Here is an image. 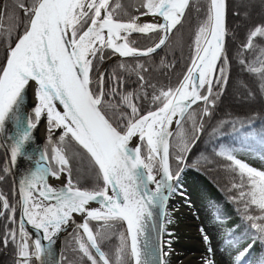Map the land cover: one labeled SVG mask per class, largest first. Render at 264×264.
<instances>
[{
  "label": "snow or ice",
  "instance_id": "snow-or-ice-1",
  "mask_svg": "<svg viewBox=\"0 0 264 264\" xmlns=\"http://www.w3.org/2000/svg\"><path fill=\"white\" fill-rule=\"evenodd\" d=\"M17 7L26 22L14 45L9 43L6 62L0 66V133L11 123V164L23 158L35 167L19 181L18 204H11L0 193V217L6 220L0 247L12 248L14 264H46V257L50 264L55 237L74 225L73 250L81 264H168L173 234L168 233L166 242L162 234L166 231L167 202L182 187L183 168L179 166L190 143L194 144L196 134L203 130L204 117L212 114L229 82L227 0H208L186 72L174 87L166 89L146 80L149 68L139 58L150 57L166 45L169 33L194 7L193 0H142L135 9L138 14H129L121 0H31L30 4L18 0ZM195 10L200 11L198 6ZM123 15L128 18L122 19ZM142 16L160 19L142 23ZM4 18L0 13V35L7 33L11 41L13 29H5ZM133 33L149 39L154 33L162 35L151 46L139 48L131 39ZM258 40L264 42V22L248 30L236 58L243 71L258 78L264 94V43ZM245 53H255L254 59H247ZM112 55L121 58L120 69L136 75L135 91H120L125 81L115 72L107 77L101 72L95 81L98 91H93L96 65ZM127 58L136 63L128 65ZM148 87L152 88L150 107L144 111L141 103L149 99ZM28 88H33L35 97L31 115L23 110ZM249 95L253 93L249 91ZM194 105L200 107L199 116ZM105 107L119 119H109ZM42 118L47 121L49 147L26 151ZM186 122L192 125L191 140ZM56 130L59 135L54 140ZM134 139L137 142L132 147ZM73 142L82 153L73 150ZM82 154L92 165L96 180L92 189L82 188L73 176L72 159ZM216 154L230 162L226 167L241 178L239 184L231 185L238 192L231 199L242 205L238 211L250 230L251 243L240 250L239 241L228 238L224 250L234 249L232 264H244L255 244L264 246V171L237 159L231 148H221ZM2 173L0 181L8 168ZM49 177H65V183L53 187ZM92 203L98 207H90ZM90 221L98 226L93 228ZM25 224L34 230V237ZM117 224L125 226V231L119 234L113 251L106 253L102 244L111 238ZM201 232L212 254L204 264H216L210 239L203 229Z\"/></svg>",
  "mask_w": 264,
  "mask_h": 264
},
{
  "label": "trees",
  "instance_id": "trees-1",
  "mask_svg": "<svg viewBox=\"0 0 264 264\" xmlns=\"http://www.w3.org/2000/svg\"><path fill=\"white\" fill-rule=\"evenodd\" d=\"M17 2L18 0H1L0 13H3L5 17L3 24L5 29L12 27L13 30L11 41H9L7 33L0 35V66H3L6 62L9 43L11 42L14 45L26 22L23 11L17 7ZM23 2L30 4L31 0H23ZM121 3L129 14H138L135 12L131 0H121ZM207 3L208 0H193L194 7L185 13L182 24L178 25L177 29H174L166 45L158 53L150 57L139 58L140 62L149 68V72L145 73V77L151 85L166 89L174 87L182 78L186 72L187 65L190 63V57L193 55L195 33L198 25L205 18ZM5 5H7L6 9ZM196 6L199 7V12L195 10ZM246 9H250L252 16L248 15V11L246 12L247 15L241 14V11H246ZM237 12L240 15H235ZM9 16L12 19H9ZM121 18L127 19L128 17L123 15ZM262 22H264V2L262 0H227L226 26L228 34L225 37V48L231 60L229 82L225 87L224 94L217 101L215 108L212 109V114L204 117L203 130L196 134L198 139L195 140L194 144L190 143V151L185 153V160L179 166L183 168L179 184L183 185L184 182L189 181L191 178H200L199 185L206 189L204 191L205 195L200 196V205L212 204L214 221L220 223L223 227V243L228 238L238 240L237 247L240 250L247 247L248 243H251L247 235L250 230L238 211V209H242V205L231 199V197L238 194L236 189H231V185L233 183L239 184L241 178L226 167L230 162L216 153L221 148H231L236 158L242 162L243 158H258L264 162V94L260 92L258 78L243 71L236 58L238 45L245 40L248 30L253 25ZM161 34H151V39L146 36H131V39L136 42V47L146 48L158 41ZM257 43L264 42L258 40ZM245 57L252 60L255 57V53H245ZM108 59L96 65L93 73V84L91 85L93 91H98L95 81L101 72L105 73L106 77L113 72L117 76H122L125 85L120 91H135L138 88L136 75L120 69L121 59H116L106 66ZM125 63L133 66L136 61L126 59ZM166 65L170 67H166ZM146 91L149 93V99L141 103L144 111H147L150 107L152 88L148 87ZM249 91L253 95L250 96ZM140 94L143 96V91ZM194 109H196L199 116L200 107L195 106ZM105 112L109 119L113 121L119 119L118 116L113 114L111 108L105 107ZM185 131L189 140H191L193 135L191 122L185 123ZM170 140L173 143L175 142V138ZM72 147L73 150H79L82 153V150L74 142ZM80 156L89 161L86 154ZM171 164L175 171L177 164L174 151ZM74 166L72 159L73 176L78 179L82 188L92 189L96 186L93 172L89 178L78 176ZM5 167L8 168V173L4 180L0 181V193L4 194L11 204H18L19 197L8 155L0 140V174H3L2 170ZM246 179L245 177V182ZM17 219H19V208L17 210ZM168 220L169 218L167 217L165 225L171 223ZM5 224L6 220L0 217V234L3 233ZM90 226L95 228L98 225L96 221H90ZM124 231L125 226L117 224L110 232L111 238L103 242L102 250L106 253H111L119 244V234ZM73 233L74 230L63 240L61 264H81L79 256L73 250ZM168 233L165 231L164 236H167ZM252 258L255 259L254 264H261V261H264V246L259 243L255 244L250 254L244 258V264H248ZM15 259L12 248L3 249L0 247V264H14Z\"/></svg>",
  "mask_w": 264,
  "mask_h": 264
},
{
  "label": "rangeland",
  "instance_id": "rangeland-1",
  "mask_svg": "<svg viewBox=\"0 0 264 264\" xmlns=\"http://www.w3.org/2000/svg\"><path fill=\"white\" fill-rule=\"evenodd\" d=\"M249 10L241 11V14L245 15L248 11V15L252 16ZM73 162L78 176L85 178L92 176V167L88 160L76 156L73 157ZM243 162L258 171H264V162L261 159L243 158ZM199 183V177L191 178L189 181L184 182L182 187L170 197L167 212L168 218L173 224L172 234L175 239L171 245V254L166 257L168 264H190L188 262L189 258L197 262L196 264H204L205 259L212 254L208 251L209 245L204 241L201 229L207 233L210 239L216 264H232L231 253L234 249L224 250L226 245L223 243V227L220 223L214 221L212 204L200 205V198L205 195L204 191L206 189ZM181 192L183 195H181ZM168 224H166V227H168ZM164 245L165 251H168L167 243ZM254 262L255 259L252 258L248 264H254Z\"/></svg>",
  "mask_w": 264,
  "mask_h": 264
},
{
  "label": "water",
  "instance_id": "water-1",
  "mask_svg": "<svg viewBox=\"0 0 264 264\" xmlns=\"http://www.w3.org/2000/svg\"><path fill=\"white\" fill-rule=\"evenodd\" d=\"M174 29L171 33H169L168 36V40L170 38V36L173 34ZM133 35H142L139 33H133ZM162 35V34H161ZM144 36V35H143ZM167 40V41H168ZM167 43V42H166ZM163 48V46H162ZM161 48V49H162ZM161 49L157 50L156 53H158ZM153 53L152 55L156 54ZM151 55V56H152ZM121 59L118 56L113 55L106 63V65H108L111 61H113L114 59ZM140 58H145V57H140ZM127 59H131V58H127ZM27 91H29V88L26 90V100L24 103V112L27 115H31V109L32 107H27ZM195 107V105L193 106V108ZM62 111V108L60 109ZM173 128H175V125H173ZM14 131V129L12 128L11 123H9L6 127L5 132L0 133V140L2 145L4 146L6 153L8 155V159H9V163L11 166V171L14 177V181H15V185H16V190H17V194L19 197V181L23 178V176H25L27 174V172L31 169H34L35 165L32 162L29 161H25L23 158H18V161L15 165H12L10 162V141L8 139V136ZM48 131H47V121L46 119L41 120V122L39 123L38 127L36 129L33 130V141L27 146L26 151L31 152L34 149H38L40 151H45V146H44V142L48 137ZM58 135H59V130H56V132L53 134L54 136V140L58 139ZM171 139V138H170ZM50 178V177H49ZM48 178V180H49ZM49 183H51V181H49ZM53 187L59 188L60 186H56L54 183L51 184ZM170 199L167 202V207H168V203H169ZM92 208H96L98 207L97 204L92 203L89 205ZM20 215V213H19ZM26 230L29 231L33 237L36 235V233L34 232V230L31 228V226L25 224ZM74 230V226H69L65 231H62L61 233L58 234L57 237H55V243L53 245H51L52 247V256L50 257V264H61V248H62V243L63 240ZM165 236L164 233L162 234V240L164 241ZM45 245H47V242L44 241L43 242ZM164 250H165V246H164ZM46 259V264L49 260V258H45Z\"/></svg>",
  "mask_w": 264,
  "mask_h": 264
},
{
  "label": "bare ground",
  "instance_id": "bare-ground-1",
  "mask_svg": "<svg viewBox=\"0 0 264 264\" xmlns=\"http://www.w3.org/2000/svg\"><path fill=\"white\" fill-rule=\"evenodd\" d=\"M160 18L158 17H152V16H142L140 18V22L142 23H146V22H157ZM27 98H28V101H27V107H33L34 104H35V97H34V91H33V88H29V91H27ZM173 127V126H172ZM136 140L134 139L132 141V144L131 146L134 147L135 144H136ZM49 181H51L50 184L54 183L56 186H60L62 187L63 184L65 183V177H61L60 180H55V179H52L51 177L49 178ZM76 221L77 222H81V217L80 216H76L75 217ZM74 226V225H73ZM195 240H197L195 237H194ZM188 262L190 264H196L197 262L193 261L192 259L189 258Z\"/></svg>",
  "mask_w": 264,
  "mask_h": 264
},
{
  "label": "flooded vegetation",
  "instance_id": "flooded-vegetation-1",
  "mask_svg": "<svg viewBox=\"0 0 264 264\" xmlns=\"http://www.w3.org/2000/svg\"><path fill=\"white\" fill-rule=\"evenodd\" d=\"M131 2L133 3V6H134V10L136 9V8H138L140 5H141V3H142V0H131ZM155 34V33H154ZM134 36H143V35H134ZM164 47V46H163ZM109 65V64H108ZM108 65H106V66H108ZM108 68V67H107ZM48 141L47 142H45V149L47 150L48 149ZM53 166H55V165H53Z\"/></svg>",
  "mask_w": 264,
  "mask_h": 264
}]
</instances>
